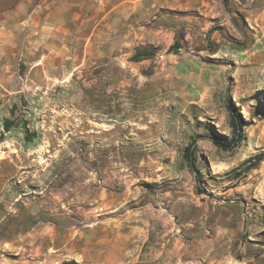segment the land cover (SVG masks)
<instances>
[{"label": "rangeland", "instance_id": "rangeland-1", "mask_svg": "<svg viewBox=\"0 0 264 264\" xmlns=\"http://www.w3.org/2000/svg\"><path fill=\"white\" fill-rule=\"evenodd\" d=\"M234 13L241 31L215 21L210 36L217 31L227 43L211 38L212 54L197 60L213 76L212 98L201 104L186 78L153 69L121 77L107 67L89 77L40 78L39 85L14 79L17 91L0 97V264L69 261L63 243L37 253L20 241L33 234L36 222L26 216L34 212L42 223L57 215L51 223L63 240L70 223L81 235L87 214L137 224L138 249L149 218L153 226L167 216L191 220L209 235L225 216L232 224L237 215H264V0H246ZM227 98L246 124L234 149L211 140L234 134ZM186 146L200 176L183 157ZM232 234L234 246L247 243L244 230Z\"/></svg>", "mask_w": 264, "mask_h": 264}, {"label": "crops", "instance_id": "crops-1", "mask_svg": "<svg viewBox=\"0 0 264 264\" xmlns=\"http://www.w3.org/2000/svg\"><path fill=\"white\" fill-rule=\"evenodd\" d=\"M245 1L0 0L2 102L17 91L16 77L31 78L38 84L40 78L74 77L77 73L89 77L95 71L100 75L108 67L121 77L142 76L149 69L158 76L184 77L190 96L201 104L212 98L207 94L213 95L214 87L211 71L201 73L197 60L203 53L212 54L211 38L216 36L215 43L221 47L227 43L217 31L210 36L211 25L218 21L229 30L234 24L241 31L234 10L244 9ZM153 49L149 57L132 59L137 50ZM42 215L27 214L26 220L36 223L29 229L28 234H33L20 241L32 245L37 253L56 251V245L63 243L67 260L78 264H264L262 214L237 215L232 224V216H225L209 235L191 220L178 224L167 216L163 224L153 226L149 218L143 224L147 235L139 249L137 224L123 227L87 214L81 235H74L70 223L63 240L58 238V226L51 223L57 215L46 214L44 223ZM127 228L129 232L123 234ZM238 228L247 234V243L234 246L232 231ZM236 253L241 260L235 259ZM55 263L51 256L48 261L1 264Z\"/></svg>", "mask_w": 264, "mask_h": 264}, {"label": "trees", "instance_id": "trees-1", "mask_svg": "<svg viewBox=\"0 0 264 264\" xmlns=\"http://www.w3.org/2000/svg\"><path fill=\"white\" fill-rule=\"evenodd\" d=\"M225 2L227 0H224ZM244 21V20H243ZM182 37L181 34H179V36L177 38ZM181 39V38H180ZM177 46V45H175ZM172 49V48H171ZM154 53V49L151 50L150 52L147 50H137L134 55L132 56L133 60H139V58L143 55L144 57H149L151 55H153ZM227 109L229 111L230 114V125L231 128L233 130V136L228 140V141H224V142H220L214 138H211V140L218 146L224 148V149H234L239 142H241L243 140L242 138V131L244 126L246 125L240 112L235 108V106L233 105L232 101L230 98H227ZM5 129H9L11 122H9L8 120L5 121ZM27 141H30V138L27 139ZM183 157L184 159L189 163L190 168L192 169V171L195 173L196 176H200L199 171L196 169L194 162L195 159L192 156V151L190 150L189 146H186L183 149ZM260 157V156H259ZM259 157L257 156V159H259ZM255 165V164H254ZM62 264H78L74 261H67V262H63Z\"/></svg>", "mask_w": 264, "mask_h": 264}]
</instances>
